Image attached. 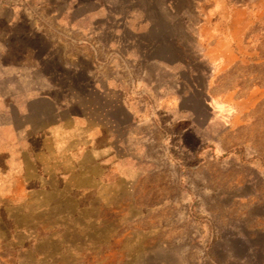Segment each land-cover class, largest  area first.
<instances>
[{"label":"rangeland","instance_id":"rangeland-1","mask_svg":"<svg viewBox=\"0 0 264 264\" xmlns=\"http://www.w3.org/2000/svg\"><path fill=\"white\" fill-rule=\"evenodd\" d=\"M263 17L0 0V264H264Z\"/></svg>","mask_w":264,"mask_h":264},{"label":"trees","instance_id":"trees-1","mask_svg":"<svg viewBox=\"0 0 264 264\" xmlns=\"http://www.w3.org/2000/svg\"><path fill=\"white\" fill-rule=\"evenodd\" d=\"M260 31H264V17L262 19H260L259 21H257L245 34L244 36V43L246 45H248V40L250 37H252L255 33H258ZM257 44L258 46H256L255 48L253 47H249L250 51H256L258 54V62L256 65H252V68L255 69H259L260 67L264 66V37H262V39H258L257 40ZM169 54V52L167 53V55ZM237 65H239V62L234 63L230 68H228L226 71H224L222 75L230 72L231 70H233ZM257 83H252L251 85H255ZM203 105H205V103H203Z\"/></svg>","mask_w":264,"mask_h":264},{"label":"crops","instance_id":"crops-1","mask_svg":"<svg viewBox=\"0 0 264 264\" xmlns=\"http://www.w3.org/2000/svg\"><path fill=\"white\" fill-rule=\"evenodd\" d=\"M236 60H238V59H237V56H236L235 59H233V60L231 59V62H229V64L226 65L225 67H224V66H223V67L221 66V67L219 68V71L224 70V68L228 67L230 64H232V63L235 62ZM94 91H100V92H101L102 89H100V88H96L95 85H94V86H93V92H94ZM105 91H106V89H105ZM105 91H104V89H103L102 94H106ZM75 94H77V92H75ZM130 113H133V112L131 111ZM58 122L60 123V121H58ZM59 123H58V124H59ZM101 133H103V132L101 131ZM100 136H101V135H100ZM97 140H98V139H97Z\"/></svg>","mask_w":264,"mask_h":264}]
</instances>
